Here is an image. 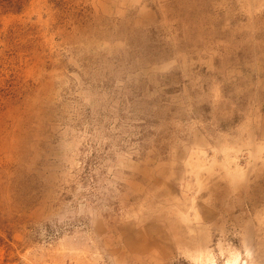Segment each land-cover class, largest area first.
<instances>
[{"label": "rangeland", "instance_id": "obj_1", "mask_svg": "<svg viewBox=\"0 0 264 264\" xmlns=\"http://www.w3.org/2000/svg\"><path fill=\"white\" fill-rule=\"evenodd\" d=\"M0 264H264V0H0Z\"/></svg>", "mask_w": 264, "mask_h": 264}, {"label": "bare ground", "instance_id": "obj_2", "mask_svg": "<svg viewBox=\"0 0 264 264\" xmlns=\"http://www.w3.org/2000/svg\"><path fill=\"white\" fill-rule=\"evenodd\" d=\"M257 252V251H256Z\"/></svg>", "mask_w": 264, "mask_h": 264}]
</instances>
